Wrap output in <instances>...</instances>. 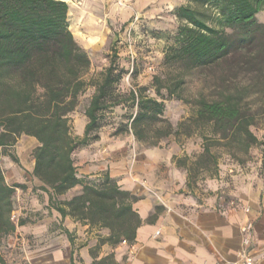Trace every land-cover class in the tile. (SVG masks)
Wrapping results in <instances>:
<instances>
[{"label": "trees", "instance_id": "obj_1", "mask_svg": "<svg viewBox=\"0 0 264 264\" xmlns=\"http://www.w3.org/2000/svg\"><path fill=\"white\" fill-rule=\"evenodd\" d=\"M196 2L197 6L175 10V43L165 52L164 64L176 72L154 78L159 100L148 94L147 87L137 86L128 94L120 91L127 72L118 64L114 46L109 67L98 77L86 78L92 61L71 30L68 2L0 0V247L4 238L27 223L12 220L17 188L26 186L10 185L1 163L23 136L39 142L33 151V177L49 195V207L90 229L109 230L108 236H100L98 249L104 244L133 245L143 224L134 209L139 200L135 194L109 173L80 177L76 166L77 151L100 141L115 109L126 107L127 112L114 136L132 134L150 147L173 135H191L194 126L203 129L207 133L203 153L193 165L212 175L219 173L214 149H226L238 159L264 145L253 131L260 123L264 126V22L258 19L264 0ZM190 71L214 75L216 84L210 95L194 101L195 116L189 130L182 131L186 123L176 127L165 118V100H185ZM91 88L95 92L85 110L84 135L76 136L72 114ZM10 157L20 163L17 156ZM177 164L191 177L196 170L180 158ZM78 186L80 194L61 199ZM67 235L74 245L72 234ZM92 254V264H117L113 254L100 260L95 251ZM71 264H76L74 256Z\"/></svg>", "mask_w": 264, "mask_h": 264}, {"label": "crops", "instance_id": "obj_2", "mask_svg": "<svg viewBox=\"0 0 264 264\" xmlns=\"http://www.w3.org/2000/svg\"><path fill=\"white\" fill-rule=\"evenodd\" d=\"M29 138L34 150L39 146V142L35 138ZM109 149L113 150L111 154L105 152L96 156L95 163L86 170L77 168L78 174L80 177L98 176L104 169H108L109 157L119 159L110 166L111 177L119 180L123 189L131 191L139 198L134 209L143 220L133 245L123 243L113 248L104 244L98 249L100 236L94 238L93 231H102L101 237H106L109 230L90 229L71 217L63 218L51 209L49 195L39 189L41 183L33 177L34 157L28 164L19 157L20 163H13L14 166L11 172L7 173L6 179L10 185L26 186L25 189L17 188L14 197L15 208L16 201L24 203L27 200L26 206L39 214V221L19 227L16 233L3 239L4 244L6 241L17 239L22 231L29 238L35 235L34 238L38 237L42 241L49 240L46 245L28 254L34 264H71L73 256L74 259L79 256V264H92L93 251L98 260L113 254L117 264H247L244 257L247 250L253 264H264V182L257 175L234 176L230 194L234 198L227 202L221 195L223 188L219 183L222 181L218 179L220 168L217 175H212L193 165L197 157L192 163L188 159V166L196 169L191 177L187 168L177 164V156L183 151L170 152L171 154L165 157H160L159 152L152 151L141 158L146 159L143 172L140 173V166L136 168L137 176L147 182L145 185L150 187V191L140 185H134L128 177L127 147L123 144H110ZM148 153L153 159L147 157ZM163 164L169 168L160 172ZM18 165L24 170L21 168L19 171ZM199 172L207 177V190L200 191L195 186V178ZM207 191L211 193L208 194ZM81 192L82 187L78 186L61 199L70 200ZM246 208H249L250 212H246ZM47 212L52 214V219L44 216ZM248 222L254 224L249 249L245 247L242 232ZM53 225L60 230L58 243L49 236ZM67 231L72 234L74 245ZM87 235H90L87 239L89 243L85 244L82 241ZM1 250L2 244L0 257L4 260Z\"/></svg>", "mask_w": 264, "mask_h": 264}, {"label": "rangeland", "instance_id": "obj_3", "mask_svg": "<svg viewBox=\"0 0 264 264\" xmlns=\"http://www.w3.org/2000/svg\"><path fill=\"white\" fill-rule=\"evenodd\" d=\"M71 6L70 9V25L78 43L88 52L92 66L86 78L98 77L110 65L111 56L113 54V46L118 53V64L123 67L127 74L120 85V91L128 94L130 90L136 89L137 86L147 87L148 94L157 99L154 89V78L156 76L165 77L167 74L176 72L175 68H169L164 64L165 52L175 43V34L178 27V21L174 16L175 10L181 5L191 4L197 6L196 0H64ZM260 22H264V12L258 15ZM215 77L209 73L199 71H190L186 77V85L184 91L185 100L168 99L166 91L165 118L174 126L180 123H186V129L189 130L191 118L195 116L194 101L202 95H210L215 86ZM95 90L91 88L81 100V104L77 111L72 114L73 132L76 136L83 137V127L87 124L85 110L89 104ZM127 108L120 107L114 110L113 114L108 117V124L101 130L100 141L93 143L91 146L77 151L75 161L77 168L86 170L95 163V157L100 154H111L110 144H123L128 151V177L134 185H140L144 189H150L145 180L142 181L136 174L137 166H140V173L146 166V159H141L147 152L157 151L160 157L171 154L170 152H180L177 156L180 159L190 163L194 162L203 152V144L207 133L200 128L192 127L191 135L182 133L179 136H170L163 139L158 147H150L145 143L138 142L132 134H121L114 136L115 131L123 122V116L126 114ZM256 135L264 140V126L262 123L253 128ZM204 133V134H203ZM100 144V145H98ZM33 144L31 139L23 136L18 141L16 147L8 149L1 163L4 172H11V168L16 165L10 155H15L20 160L23 159L26 164L33 157ZM219 156L220 168V186L223 188L224 199L228 202L232 201L231 191L233 189L234 176L238 175H257L264 182V145L254 147L250 151L249 156L239 154L238 159L232 157L226 149H214ZM97 154V155H96ZM148 158L151 154L148 153ZM149 159H153L152 157ZM108 169L98 174L103 177L107 173L110 174V166L119 159L109 157ZM244 160V163H241ZM112 162V163H111ZM13 163H15L13 165ZM189 163V164H190ZM19 171L24 170L21 165L17 166ZM22 168V169H21ZM169 168L163 164L160 172H164ZM21 169V170H20ZM111 175V174H110ZM207 177L200 174L196 175L195 186L200 191L208 189ZM119 181V180H118ZM217 183V182H215ZM208 194L211 191H207ZM206 192V193H207ZM153 193V192H152ZM156 195V194H155ZM27 200L16 201L15 223L19 220H25L27 223H37L39 214L31 211L26 206ZM43 214V212H41ZM44 216L53 218L52 214L47 212ZM21 227V226H20ZM52 226L49 236L57 242L60 230ZM19 228V227H18ZM93 237L96 238L103 234L102 231H93ZM32 235L31 238L22 231L17 239L2 243L1 254L6 264H34L28 257L31 251L40 246H44L49 240L42 241L40 238ZM90 236V235H89ZM87 235L82 241L85 244L89 242ZM55 243V242H54ZM58 243V242H57ZM4 246V247H3ZM96 248V247H94ZM79 256H75V263L79 264Z\"/></svg>", "mask_w": 264, "mask_h": 264}, {"label": "built area", "instance_id": "obj_4", "mask_svg": "<svg viewBox=\"0 0 264 264\" xmlns=\"http://www.w3.org/2000/svg\"><path fill=\"white\" fill-rule=\"evenodd\" d=\"M246 212H250L249 208H246ZM12 220L15 222V215L13 214L12 216ZM242 232L244 235V244L245 247H247L248 249L251 247L252 244V237H253V233H254V224L252 222H248L246 224V226H244L242 228ZM160 232L157 233V235H159ZM124 244H127L126 242H123ZM244 257L246 258L247 264H253V260L250 257L248 250L244 253Z\"/></svg>", "mask_w": 264, "mask_h": 264}]
</instances>
